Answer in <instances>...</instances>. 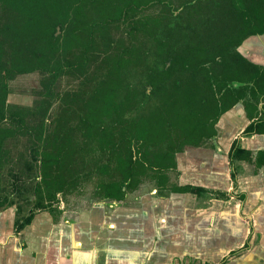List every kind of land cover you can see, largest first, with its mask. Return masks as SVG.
I'll return each mask as SVG.
<instances>
[{
	"label": "trees",
	"instance_id": "1",
	"mask_svg": "<svg viewBox=\"0 0 264 264\" xmlns=\"http://www.w3.org/2000/svg\"><path fill=\"white\" fill-rule=\"evenodd\" d=\"M253 37L264 0H0V213L15 207L20 233L89 187L102 201L145 183L199 196L173 183L179 153L215 149L241 102L244 136L264 135V66L240 50ZM35 73L33 105L8 103L10 81ZM229 160L234 180L264 151L236 140Z\"/></svg>",
	"mask_w": 264,
	"mask_h": 264
},
{
	"label": "crops",
	"instance_id": "2",
	"mask_svg": "<svg viewBox=\"0 0 264 264\" xmlns=\"http://www.w3.org/2000/svg\"><path fill=\"white\" fill-rule=\"evenodd\" d=\"M242 49L264 66V38ZM250 124L241 102L220 118L219 146L177 155L175 182L204 189L199 196L147 184L105 207L60 203L57 219L38 212L20 233L16 208L1 212L0 264H264V166L239 161L233 180L229 160L236 140L253 154L264 151V135L244 136Z\"/></svg>",
	"mask_w": 264,
	"mask_h": 264
},
{
	"label": "rangeland",
	"instance_id": "3",
	"mask_svg": "<svg viewBox=\"0 0 264 264\" xmlns=\"http://www.w3.org/2000/svg\"><path fill=\"white\" fill-rule=\"evenodd\" d=\"M40 78H41L40 75L38 73H35L29 75H21L18 76L14 81H10V89L12 91L11 94L13 96H11L10 100L8 99V103L9 102L10 104L18 103V105H22V106H29L31 104L33 105L35 100L34 92L40 89ZM66 82L67 79L64 80V83ZM216 146H219L218 141ZM60 200H61L60 203H64L66 208H72V209L73 208L94 209L97 207L100 208L102 206L104 207L108 206V204H111L112 202V201H102L101 199L95 198L92 187L86 189L85 194L83 196L76 197L74 195H70L63 197L62 195H60Z\"/></svg>",
	"mask_w": 264,
	"mask_h": 264
},
{
	"label": "flooded vegetation",
	"instance_id": "4",
	"mask_svg": "<svg viewBox=\"0 0 264 264\" xmlns=\"http://www.w3.org/2000/svg\"><path fill=\"white\" fill-rule=\"evenodd\" d=\"M173 183H175V184H177L178 185V183L177 182H173ZM147 184H152V183H145V184H143L137 191H134V192H131V193H128L127 195H126V197L128 196V195H132V194H135V193H138L141 189H143ZM179 186V185H178ZM60 204V203H59Z\"/></svg>",
	"mask_w": 264,
	"mask_h": 264
}]
</instances>
